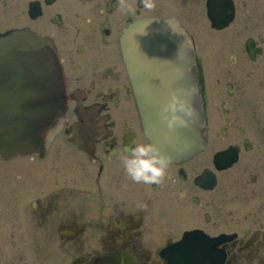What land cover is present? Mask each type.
<instances>
[{
    "label": "flooded vegetation",
    "instance_id": "af4514ba",
    "mask_svg": "<svg viewBox=\"0 0 264 264\" xmlns=\"http://www.w3.org/2000/svg\"><path fill=\"white\" fill-rule=\"evenodd\" d=\"M24 1L0 0V27L17 23ZM37 1L40 13L30 17V28L55 44L68 119H74L76 108L87 107L89 121L96 124L91 126V157L69 144L66 155L30 163V187L21 191L16 182L3 183L0 264H68L64 258L80 255L87 256L84 264H158V243L187 227L208 234L231 229L240 264H264L260 254L251 252L254 241L264 240V98L252 96L244 82L232 81V92L223 86L216 98L207 100L206 146L232 145L237 150L236 162L221 174L215 172L212 188L193 182L199 160L169 165L162 182L153 187L134 182L124 172L121 157L130 146L144 142L116 38L131 17L146 13L142 0ZM62 132L70 136L67 124ZM67 179L76 186H67ZM146 199L159 221L146 215L152 210ZM142 200L146 207H140ZM168 215L169 221L161 219ZM221 221L231 225L219 226ZM25 243L32 245V252Z\"/></svg>",
    "mask_w": 264,
    "mask_h": 264
},
{
    "label": "water",
    "instance_id": "95a60500",
    "mask_svg": "<svg viewBox=\"0 0 264 264\" xmlns=\"http://www.w3.org/2000/svg\"><path fill=\"white\" fill-rule=\"evenodd\" d=\"M230 8L228 0H207L210 19L220 24L230 19ZM120 45L149 142L170 159L184 158L201 148L203 115L185 33L173 20L146 19L131 24ZM189 89L192 120L167 132L159 118L161 104L170 91ZM62 108L60 78L48 43L26 29L0 34V156L39 149L43 133Z\"/></svg>",
    "mask_w": 264,
    "mask_h": 264
},
{
    "label": "rangeland",
    "instance_id": "374dc122",
    "mask_svg": "<svg viewBox=\"0 0 264 264\" xmlns=\"http://www.w3.org/2000/svg\"><path fill=\"white\" fill-rule=\"evenodd\" d=\"M240 1L242 0H234L235 5H240ZM243 1H245V5L236 8L232 23L225 29L215 31L209 27L204 15L203 0H152L153 8H161L164 13L185 14L183 20L194 38L200 60L201 74L205 80L209 82L213 77L225 75V70H229L227 75H231L232 79H236L239 83L246 81L249 77V81L257 85V91L264 94V0ZM188 17H191V20H188ZM257 33L262 34L261 46L263 50L254 61H251L243 50V41L246 36L255 37ZM232 53L235 55V61L230 62L229 55ZM260 115L264 117V106H260ZM59 147L66 154L67 147L65 144L63 146V142L56 145V150ZM56 150L51 149L50 155L52 157H57L61 152V150L59 152ZM204 159L203 157L201 165L202 162H205ZM24 164L28 165L30 172L31 165L26 158L20 157L11 163L0 164V188L6 186L3 184L4 180L1 179H5L8 184L16 182L18 189L26 188L29 185L30 173L29 177H25L28 175L27 173H20V178L16 180L14 178V172L15 174L18 171L23 172ZM230 225L231 223L228 221L219 223V226L222 227Z\"/></svg>",
    "mask_w": 264,
    "mask_h": 264
},
{
    "label": "clouds",
    "instance_id": "9594fccd",
    "mask_svg": "<svg viewBox=\"0 0 264 264\" xmlns=\"http://www.w3.org/2000/svg\"><path fill=\"white\" fill-rule=\"evenodd\" d=\"M142 3L145 8L154 7L152 0H142ZM191 91V89L187 91L172 90L161 104L159 118L167 132L186 127L192 120L194 109L187 99ZM169 163V155L149 142L130 146L121 157V164L127 176L134 182L144 184L161 183ZM140 207H146V205L141 202Z\"/></svg>",
    "mask_w": 264,
    "mask_h": 264
},
{
    "label": "bare ground",
    "instance_id": "6f19581e",
    "mask_svg": "<svg viewBox=\"0 0 264 264\" xmlns=\"http://www.w3.org/2000/svg\"><path fill=\"white\" fill-rule=\"evenodd\" d=\"M252 93V96H255V97H258L259 96V98L262 96L261 94H258V93H256V92H251ZM256 95H258V96H256ZM258 99H256V101H257ZM258 102H259V100H258ZM151 220V219H150Z\"/></svg>",
    "mask_w": 264,
    "mask_h": 264
}]
</instances>
